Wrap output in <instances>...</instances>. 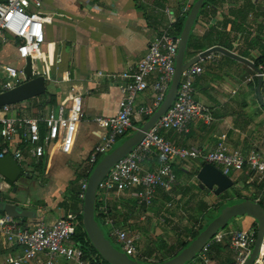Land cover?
Returning <instances> with one entry per match:
<instances>
[{
	"label": "crops",
	"instance_id": "obj_1",
	"mask_svg": "<svg viewBox=\"0 0 264 264\" xmlns=\"http://www.w3.org/2000/svg\"><path fill=\"white\" fill-rule=\"evenodd\" d=\"M188 2L189 0H44L42 11L52 15L53 21L45 25L42 64L49 73L48 92L56 95L57 103L50 104L47 97L40 96L23 105L29 113L56 110L72 86H75L83 93L85 115L77 125L70 152L61 151L60 145L49 146L41 160L30 163L32 172L23 169L29 175L27 185L20 184L16 191L13 190L14 185L9 189L5 188L2 202H20L23 207L37 212L36 218H23L25 222L41 218L53 222L66 216L64 203L70 197L71 183L79 173L88 174L90 154L107 133V129L102 128L95 119L115 114L118 110L121 97L119 75L136 66L150 43L164 29L181 17H186L183 9ZM263 31L264 0H211L203 7L192 32L202 48L188 50L186 60L213 46H222L250 59L260 68L262 60L258 58L264 56ZM1 55L4 60H14L16 48L13 43L5 45ZM205 67L204 73L196 79L197 99L210 109L214 121L209 125L201 121L194 123L189 135H180L173 130H163L162 134L180 146L213 149L218 142L225 141L232 148L246 153L256 147L264 148V107L258 99V81L255 79L257 72L225 55L218 62H206ZM262 96L264 98L263 90ZM152 100L151 90L138 98V102L143 104H150ZM139 123L142 122L134 120L135 127ZM146 164L149 170L155 169L157 158L154 156ZM200 165L197 160L176 162L178 178L184 173L189 176L198 175ZM236 173L238 177L244 175ZM35 177L37 181H34ZM108 196V199L114 196V201L110 200L109 204L106 202L109 209L107 213L100 202V211L105 218L112 217L120 227L139 232L142 224L152 222L150 232L153 233L157 214L154 207L160 203L162 208H166L165 199L172 196V193L160 192L153 206L144 207L148 209L145 214H135L124 206L128 201L132 207L141 208L128 193ZM253 196L257 197L258 194H252L251 199ZM113 202L123 208L112 209ZM83 204L78 201L79 215H83ZM4 213L0 212V215ZM251 224H255V221H249L248 227ZM225 243L216 242L211 246L209 263L198 257L190 264H220L223 258H230L232 264H236V257L231 250L230 254L225 250H214L216 245L224 246ZM144 245L143 242L142 252ZM0 251L5 255L21 253L19 247L4 239H0ZM46 260L47 255L40 253L28 264ZM88 262L92 264L90 260ZM55 264L79 263L59 258Z\"/></svg>",
	"mask_w": 264,
	"mask_h": 264
},
{
	"label": "built area",
	"instance_id": "obj_2",
	"mask_svg": "<svg viewBox=\"0 0 264 264\" xmlns=\"http://www.w3.org/2000/svg\"><path fill=\"white\" fill-rule=\"evenodd\" d=\"M44 0H0V94L14 89L27 81L44 76L49 79L48 70L43 66V45L45 25L53 21L52 15L42 11ZM195 0H189L183 9L187 17ZM168 12V10H166ZM172 25L150 43L145 55L136 66L120 77L121 97L118 110L112 115L96 117V122L107 129L106 135L93 148L88 160V174L99 159L118 144L120 138L135 128L134 120L144 123L161 106L176 74V60L179 37L173 33ZM264 35V31H263ZM13 43L16 57L12 61L2 58L5 45ZM222 53L216 52L187 68L181 76L176 100L159 122L146 134L130 154L115 164L100 182L97 201L104 202L102 209L109 211L106 200L110 194L128 193L140 207H151L160 192L171 194L179 185L175 170L178 161L197 160L211 163L224 174L234 172L246 176L249 184L264 183V148L256 147L249 153L232 148L220 141L213 149L202 146H180L166 138L163 130H173L188 135L194 123L207 125L214 121L210 109L197 99L196 79L206 70V62H218ZM260 69L264 77V59ZM258 76V75H257ZM151 90L150 104L138 102L140 95ZM24 103L0 107V159L11 155L22 169L32 161L41 160L49 146L60 145L64 153L70 152L78 123L84 118L83 93L72 86L65 100L57 109L47 113H29ZM158 164L155 169L146 168L153 157ZM89 177L82 181L79 199L84 202ZM0 176V201L5 188L11 185ZM5 185V186H4ZM252 201L264 205L258 194ZM171 204L168 203L166 207ZM108 236L115 239L132 258L152 261L142 252L144 238L141 232L117 225L115 219L107 216L104 220ZM251 224L246 229L225 228L219 231L200 252L199 258L209 263L211 246L227 241L236 257V264H244L250 257L257 241L258 227ZM80 226L77 214L60 217L53 222L45 218L25 222L9 214L0 215V239L21 249V253L5 255L0 251V264H28L40 253L47 260L38 264H55L59 258L67 261H84L83 250L74 241ZM264 253V240L263 250ZM255 264H264V255Z\"/></svg>",
	"mask_w": 264,
	"mask_h": 264
},
{
	"label": "water",
	"instance_id": "obj_3",
	"mask_svg": "<svg viewBox=\"0 0 264 264\" xmlns=\"http://www.w3.org/2000/svg\"><path fill=\"white\" fill-rule=\"evenodd\" d=\"M207 0H195L188 13L184 26L179 36V49L176 60V74L167 92L166 98L159 109L147 119L135 133L128 135L114 149L106 153L96 164L91 172L85 199L83 204V224L89 240L99 252L101 257L109 264H189L194 261L207 243L221 230L225 229L234 219L250 216L258 223L257 241L253 252L244 264H255L263 250L264 240V205L251 199H244L225 205L219 213L212 217L207 226L187 245L179 254L161 263H148L138 261L129 256L107 236L99 217L96 204L100 182L107 176L110 170L130 154L132 150L144 139L146 134L159 122L166 112L174 104L180 85L182 73L195 63L205 59L212 53H222L243 64L248 65L257 72V94L261 105L264 107L262 85L264 77L262 70L250 59L237 54L222 46H213L202 51L190 60H186L188 45L198 17ZM50 89L49 79L44 76L35 77L18 87L0 94V107L9 104L23 103L33 98L45 95ZM0 176L5 178L16 191L20 184H26L28 174L20 167L19 163L7 155L0 159ZM197 178L202 189L208 188L215 194H221L236 186V181L229 175L224 174L219 168L211 163H205L198 172ZM27 185V184H26ZM0 212H5L16 218H36L37 212L23 207V204L9 201H0ZM88 255L83 257L87 261Z\"/></svg>",
	"mask_w": 264,
	"mask_h": 264
},
{
	"label": "rangeland",
	"instance_id": "obj_4",
	"mask_svg": "<svg viewBox=\"0 0 264 264\" xmlns=\"http://www.w3.org/2000/svg\"><path fill=\"white\" fill-rule=\"evenodd\" d=\"M142 125L143 123H139L137 127L131 130L130 134L135 133L136 130ZM103 157L104 156H102L101 159ZM24 170L32 172L33 167L25 166ZM231 177L235 179L236 186L224 193L215 194L211 189H202L200 187L197 175L189 176L184 173V175L179 176L180 185L174 189L172 196H169L167 199H165L167 204L170 203L171 205L169 207L162 208L159 203L154 207V211L157 213L154 218V232H150L152 222L146 221V223L142 224L140 227L142 235L145 236L143 253L150 256L152 259V261L146 262L158 263L160 261L167 260L181 249L183 242L191 239V232L197 231L207 224V221L201 218L200 213L197 210L198 205L201 202L207 203L209 210L215 212L216 214L218 213V209L221 205L241 201V198L248 196L251 197V195L254 193L259 194L264 202V183L249 184L247 182V178L244 175L238 177L236 172L232 173ZM34 181H37L36 177ZM113 197L114 196H112L110 199H107L106 202L109 204L110 200L114 201ZM103 203L104 202H102L101 206H103ZM128 203L129 202L127 201L124 206L129 210H133L135 214H145L148 210L144 207L137 209L134 205V207H132ZM120 208L122 209L123 207H120L119 204L113 202L112 209L116 210ZM238 219L231 221L226 228L246 229L248 228L249 221L252 220L256 222V220L250 216H243ZM256 224L258 227L257 222ZM104 230L108 233L106 227H104ZM152 234H154V236ZM111 239L116 246L121 248L115 239ZM225 245L226 246H224V250L230 254L231 252L228 243L226 242ZM134 259L141 262V260L137 258ZM200 264L205 263L202 262Z\"/></svg>",
	"mask_w": 264,
	"mask_h": 264
},
{
	"label": "trees",
	"instance_id": "obj_5",
	"mask_svg": "<svg viewBox=\"0 0 264 264\" xmlns=\"http://www.w3.org/2000/svg\"><path fill=\"white\" fill-rule=\"evenodd\" d=\"M211 0H207V2L205 3V6L207 4H209ZM203 11V9H202ZM201 11V12H202ZM186 17H181L180 19H178L173 25H172V29H173V33L176 35V36H180L181 34V31L183 29V26H184V21H185ZM202 46L201 44H199V41L196 40L193 35L191 36L190 38V41H189V45H188V50H191V49H194V50H198V49H201ZM264 56L258 58V60H263ZM255 79L256 81H258V76H255ZM262 90L264 91V82H263V87H262ZM45 97H47L48 99V103L50 104H56L57 103V98H56V95L54 94H51L49 92H47L45 95H43ZM27 102V101H26ZM26 102H23V103H26ZM131 132V131H130ZM130 132L119 139L118 143L120 141H122L123 139H125L129 134ZM191 132V131H190ZM189 135V134H188ZM100 161V159H99ZM98 161V162H99ZM205 163H201V167L204 165ZM96 166V165H95ZM95 168V167H94ZM93 168V169H94ZM92 169V171H93ZM91 173L89 174H85L84 172L82 173H79L77 175V178L74 182L71 183V186H70V189H69V199L66 200V202L64 203V208L66 210V216L69 215V214H76L78 213L79 215V208H78V201H81L82 204H83V201L81 199H79V193L81 191V186H82V181L89 177ZM260 188V187H259ZM255 196V195H254ZM253 196L252 199H254L255 197ZM242 200L244 199H251V197H244V198H241ZM225 205L227 204H224V205H221L218 209V213L220 211V209L222 207H224ZM96 210H97V215L99 217V220L103 226V228L105 227V224H104V220H105V215L103 213L100 212V202L97 201V204H96ZM198 212L200 213V216L201 218H203L204 220L207 221V224L211 221L212 217L217 215L215 212H212L209 210L208 206H207V203H203L201 202L199 205H198V208H197ZM4 213V212H3ZM5 214V213H4ZM79 218H80V221H81V225L78 227L77 229V233L75 234L74 236V241L76 242V244L83 250L84 252V255H88V260L91 261L92 264H99L101 261L102 263L104 264H109L107 261H105L101 255L99 254V252L96 250V248L93 246V244L91 243V241L89 240L88 238V235L86 233V230L85 228L83 227V215H79ZM204 225L203 227H201L200 229H198L197 231H193L191 232V239L188 240V241H185L183 242L182 246H181V249L176 252V254L172 255L171 257H169L167 260L173 258L174 256H176L177 254H179L187 245H189V243L207 226ZM107 233V232H106ZM107 236H108V233H107ZM109 237V236H108ZM110 238V237H109ZM111 239V238H110ZM227 242V241H225ZM226 246V245H224ZM224 246H222L221 244L220 245H216L214 247V250H218V252H221L222 250H224ZM229 246V245H228ZM262 255H264V253H262ZM199 257V255L197 256V258ZM167 260H164V261H167ZM164 261H160L158 263H161V262H164ZM146 262V261H145ZM192 262V261H191ZM148 263H152V262H148ZM190 264V263H189ZM220 264H232L230 258H223V260L220 262Z\"/></svg>",
	"mask_w": 264,
	"mask_h": 264
},
{
	"label": "flooded vegetation",
	"instance_id": "obj_6",
	"mask_svg": "<svg viewBox=\"0 0 264 264\" xmlns=\"http://www.w3.org/2000/svg\"><path fill=\"white\" fill-rule=\"evenodd\" d=\"M213 191V190H212ZM214 192V191H213Z\"/></svg>",
	"mask_w": 264,
	"mask_h": 264
}]
</instances>
